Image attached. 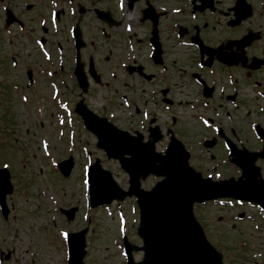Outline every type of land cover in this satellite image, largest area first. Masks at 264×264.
I'll return each mask as SVG.
<instances>
[{
  "label": "flooded vegetation",
  "instance_id": "flooded-vegetation-1",
  "mask_svg": "<svg viewBox=\"0 0 264 264\" xmlns=\"http://www.w3.org/2000/svg\"><path fill=\"white\" fill-rule=\"evenodd\" d=\"M55 1L0 0V146L10 159L9 132L29 140L30 126L44 125L39 109L52 82L76 121L80 100L107 115L106 102L130 97L138 105V135L147 140L161 132V142H168L173 132L190 151L191 141L208 139L212 147L204 149L219 156L226 138L238 143L257 128L264 133V0H246L252 12L241 22L239 0H138V27L129 34L122 22L98 19L82 29L92 8L80 12L78 0ZM78 26L86 39L80 50ZM10 98L23 108L15 114L20 121L26 116L24 128L10 125ZM263 145L264 136L249 148Z\"/></svg>",
  "mask_w": 264,
  "mask_h": 264
},
{
  "label": "rangeland",
  "instance_id": "rangeland-1",
  "mask_svg": "<svg viewBox=\"0 0 264 264\" xmlns=\"http://www.w3.org/2000/svg\"><path fill=\"white\" fill-rule=\"evenodd\" d=\"M83 1L91 5L87 0ZM116 4L118 0H97L94 3L100 8H114V17L117 19L126 13L124 21L133 22L134 27H138V1L134 3L132 9L123 7L124 11H120L118 6L116 8ZM85 15L91 19L85 24L80 21L82 29L84 25L95 21L92 13L87 12ZM121 28L124 30L123 24ZM13 75L12 80H16V73ZM103 95L106 96L105 93ZM97 104L100 105V102ZM8 105L13 109V112L10 110L12 112L10 125L12 126L14 122L16 126L24 128L22 120H27L26 116L21 114L20 121L15 114L17 110L23 111L18 100L10 98ZM124 109L122 107V110ZM116 112L119 113L118 110ZM122 115L124 124H127L128 120L129 123L135 120L128 109ZM47 118L49 136L54 146V151H50L54 156H45L40 148L37 126L33 125L38 139L35 137V142L34 137L27 140L30 143L27 149L30 153L27 167L20 168V163H17L21 155L20 150L18 154L15 153L16 147L26 143L25 139L18 140L11 131L9 132L7 144L13 148L11 156L16 157V164L11 162L14 192L8 197L11 209L9 219L4 220L0 216V250H4L5 254L10 253L11 257L9 260H2L0 256V264H67V244L65 237L60 233L78 231L86 226L89 227L86 264H126L123 235L135 244H142L137 233L138 205L135 198L131 197L123 201H114L108 206L97 208L89 206L88 189L83 183L84 165L89 159L87 150L92 154L93 160L95 157L101 158L103 166L112 171L117 182L124 188L129 185L128 174L117 160L107 159L96 147L94 136L80 131V137L76 142L78 153L74 155L75 166L71 175L64 178L55 169L52 158L65 159L70 150L65 142L62 143L55 138L57 128L54 117L47 113ZM137 124L136 121L135 125L138 126ZM1 149L0 146V165L3 161H11L10 155ZM192 163L202 168L197 157L192 158ZM219 172L225 173L226 176L237 173L229 165ZM155 182V177H149L143 182V187L148 189ZM70 206H77L78 211L75 219L69 222L60 212V207ZM195 211L210 241L223 252L226 264H264V217L255 207L236 203L233 206L230 204L221 206L218 202H208L196 206ZM241 213L244 214L242 219L239 217ZM134 256L138 261L143 258V252H134Z\"/></svg>",
  "mask_w": 264,
  "mask_h": 264
},
{
  "label": "water",
  "instance_id": "water-1",
  "mask_svg": "<svg viewBox=\"0 0 264 264\" xmlns=\"http://www.w3.org/2000/svg\"><path fill=\"white\" fill-rule=\"evenodd\" d=\"M134 1L131 0V6ZM87 124L98 134V145L107 151L109 157L119 159L130 174V188L124 191L111 172L102 169L97 160L90 170L92 206L136 195L141 207L138 232L144 246L125 242L128 264H223L221 253L207 241L194 217L193 204L219 196H234L264 207V182L259 178V169L254 167L255 158L236 159L243 168V177L239 181L211 183L189 166L188 154L176 144L170 146L166 155H161L154 152L153 144L140 145L138 139L127 132L102 128L103 123L95 115L88 117ZM60 168L67 176L72 168L71 160L60 163ZM150 173L165 178L152 190L145 191L140 179ZM0 183V189L7 185L8 192H11L7 181L4 184L0 180ZM1 198L3 205L4 195ZM75 211L76 208L63 210L69 220L74 218ZM87 232L85 228L69 234V264H84ZM138 249L145 251V258L135 263L132 253Z\"/></svg>",
  "mask_w": 264,
  "mask_h": 264
},
{
  "label": "snow or ice",
  "instance_id": "snow-or-ice-1",
  "mask_svg": "<svg viewBox=\"0 0 264 264\" xmlns=\"http://www.w3.org/2000/svg\"><path fill=\"white\" fill-rule=\"evenodd\" d=\"M3 167L7 168L8 165H7V164H4ZM85 171H87V170H85ZM83 183H84L85 186H87L88 183H89V181H88L87 179H85ZM237 203H240V201H237ZM60 235H61L62 237L67 238V233L62 232V233H60Z\"/></svg>",
  "mask_w": 264,
  "mask_h": 264
}]
</instances>
